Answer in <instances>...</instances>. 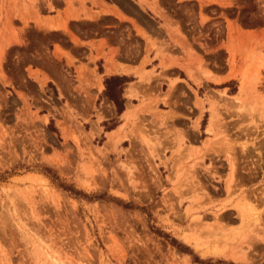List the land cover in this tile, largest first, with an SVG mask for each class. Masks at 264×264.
Segmentation results:
<instances>
[{"label":"rangeland","instance_id":"1","mask_svg":"<svg viewBox=\"0 0 264 264\" xmlns=\"http://www.w3.org/2000/svg\"><path fill=\"white\" fill-rule=\"evenodd\" d=\"M51 256L264 264V0H0V264Z\"/></svg>","mask_w":264,"mask_h":264},{"label":"trees","instance_id":"2","mask_svg":"<svg viewBox=\"0 0 264 264\" xmlns=\"http://www.w3.org/2000/svg\"><path fill=\"white\" fill-rule=\"evenodd\" d=\"M125 81V77L109 76L105 79V94L115 103L117 111L122 110V98L120 93L122 90V83Z\"/></svg>","mask_w":264,"mask_h":264},{"label":"bare ground","instance_id":"3","mask_svg":"<svg viewBox=\"0 0 264 264\" xmlns=\"http://www.w3.org/2000/svg\"><path fill=\"white\" fill-rule=\"evenodd\" d=\"M60 26H61V25H60ZM62 26H63V25H62ZM50 27H52V25H51ZM54 27H55V25H54ZM112 65H113V64H112ZM110 66H111V65H110ZM110 66H108V67H110ZM122 66H123V65H122ZM124 66H125V65H124ZM124 66H123V67H124ZM109 69H110V68H109ZM113 69H114V68H113ZM127 69H128V68H127ZM114 70H115V69H114ZM122 70H124V69H122ZM110 71H111V70H110ZM125 71H126V69H125ZM205 74H207V73H205ZM193 75H194V74H193ZM207 75H208V74H207ZM195 76H196V75H195ZM203 76H204V75H203ZM210 77H211V76H210ZM194 78H195V77H194ZM194 78H193V79H194ZM214 79H217V78L214 77ZM217 80H218V79H217ZM196 81H197V80H196ZM55 82H56V81H55ZM169 84H170V83H169ZM174 84L176 85V83H173V85H174ZM171 85H172V83H171ZM60 87H61V86H60ZM60 87H58V88H60ZM169 88H170V89H169L170 91L168 90L169 92H166V93H168V94H169L170 92H172V90H173L174 87H173V86H171V87L169 86ZM167 89H168V88H167ZM133 92H134V91H132L131 88H129L128 90H126L125 93L128 95V99H129V97H131V96L134 97V93H135V92H134V93H133ZM168 94L165 95V97L168 96ZM169 99H170V98H169ZM165 100H166V99H165ZM167 103H168V102H167ZM107 104H108V102H107ZM196 105H197V104H196ZM107 107H108V106H107ZM109 107H110V106H109ZM109 109H110V108H109ZM129 110H130V109H129ZM129 110H128V111H129ZM101 111H102V110H101ZM97 113H98V112H97ZM129 113H130V112H128V113L126 112V113L124 114V115H125V118L130 117V116H129ZM101 117H102V116H101ZM127 120H128V119H127ZM123 123H124V122H123ZM124 124H125V123H124ZM124 124H123V125H124ZM95 125H96V124H95ZM119 126H120V125H119ZM121 127H122V126L119 127V130L122 129ZM117 128H118V127H117ZM91 130H92V129H91ZM93 130H94V129H93ZM117 131H118V130H117ZM119 132H120V131H119ZM108 135H109L108 142H105V143H108V145H109V144L112 142L113 132H112V133H109ZM121 137H122V135H121ZM114 141H117V140L115 139ZM117 142H118V141H117ZM106 145H107V144H106ZM113 146H115V144H113ZM104 147H106V146L104 145ZM233 174H234V170H233V168H232V171H231V175H230V176L232 177ZM254 218L256 219V217H254ZM254 218H253V219H254ZM49 255H50V254H48V256H49ZM50 258H52L54 264H65L64 262H62V261H61L59 258H57V257L51 256ZM50 260H51V259H50Z\"/></svg>","mask_w":264,"mask_h":264}]
</instances>
